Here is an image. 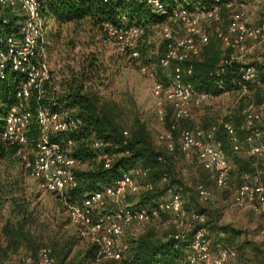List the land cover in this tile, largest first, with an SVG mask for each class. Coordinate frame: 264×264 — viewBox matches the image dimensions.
Masks as SVG:
<instances>
[{"label":"built area","instance_id":"1","mask_svg":"<svg viewBox=\"0 0 264 264\" xmlns=\"http://www.w3.org/2000/svg\"><path fill=\"white\" fill-rule=\"evenodd\" d=\"M159 16L168 17L163 24V39L167 41L165 54L160 58L164 69L173 68L172 77L162 82L147 67L155 79L153 96L156 112L161 123L165 121L166 106L173 110L175 122L191 117L193 107H200L211 95L199 91L190 82L187 75L192 73V66L183 64L198 56L202 47L209 43L210 35L206 28L216 26L217 38L229 56L221 62V71L232 64L240 66L241 77L238 82L240 95L255 93L263 86L253 60L264 66V0H215L211 7H198L191 10L189 2L168 6L164 0H142ZM259 8L258 21H253L250 9ZM230 12L225 29L222 9ZM11 19H15L16 30H8ZM49 20L43 13V0H0V76L4 77L7 69L24 74L17 97L21 101L28 99L35 92L40 100L44 97L46 83L51 79L49 51ZM102 32L113 41L119 52L131 58H139V45L143 29L128 26L125 23L113 25L105 23ZM261 50L260 54L258 51ZM258 54V55H257ZM257 55V56H256ZM36 120L40 137L30 148L28 132ZM82 125V120L68 111L53 112L42 105L36 113L20 103L12 107L5 116L4 128L0 130V139L17 147L16 155L21 159L30 177L36 181L39 190L66 198L68 190L77 186L74 168L76 159L60 144L51 141V134L74 131ZM173 125L160 135L168 151L179 149L188 160L196 156L200 166L212 172L218 187H226L231 172L224 144L216 138L218 127L210 129H179L175 138ZM224 129L235 150L247 146V154L256 159H264V97L260 103H249L244 109V123L241 130L242 140L232 123H225ZM127 134V133H125ZM107 143L96 140L94 147L99 149L98 158L110 168L113 157L104 151ZM142 169L124 173L113 185L88 195L81 204L66 203L71 222L78 229L81 237L98 248L99 260H120L127 250L120 239L125 226L135 223H150L162 219V214H170L178 228L173 237L178 241L187 239L189 231H194L188 246L189 264H229L236 252L223 247L213 249L209 230L206 227V215L197 211L186 212L182 193L177 188L168 191L169 198L155 207H135L123 204L129 194L139 193L142 186L137 180L146 176ZM166 180V177L164 178ZM145 189H153L151 183ZM199 196L208 200L211 192L202 183L196 186ZM234 206L242 210H251L264 218V167H258L253 173H245L243 181L234 195ZM114 208H109V202ZM264 238V223L260 228ZM21 264H34L35 258L24 250L15 255ZM39 264H56L52 251L43 247L38 252Z\"/></svg>","mask_w":264,"mask_h":264},{"label":"trees","instance_id":"2","mask_svg":"<svg viewBox=\"0 0 264 264\" xmlns=\"http://www.w3.org/2000/svg\"><path fill=\"white\" fill-rule=\"evenodd\" d=\"M164 1L168 6L187 1L190 3L189 8L192 11L198 7H211L215 3V0ZM228 12L226 8L222 9L223 22L220 23L222 29H225L228 24L226 17ZM43 13L58 26V29L85 20L90 21L92 26L98 27L101 31L105 23L113 25L125 23L128 26L142 28L143 35L139 45L140 57L132 58L135 61L145 58L148 52L152 51L153 46L144 44L143 40L149 32L153 31V26L168 22V17L159 16L142 0H43ZM8 30H16L15 19H11ZM214 36V38H210L208 44L202 47L198 56L183 64L184 68L192 66V73L187 75L185 80L199 91L209 93L211 98L220 97L226 93H240L241 90L238 85L241 77L240 66L237 64L228 65L224 71H221V62L229 56L230 50L223 47L216 33ZM166 49L167 41L164 40L159 48V55L156 60L153 59V62L159 67H161L160 58L165 54ZM146 62L151 61L147 59ZM173 68L172 66L165 70L172 73ZM101 69L102 67L96 59L91 60L88 65H83L80 71L72 73L70 78H64L58 85L50 79L45 85V95L40 100L34 92L31 97L23 101L17 97V94L22 82L25 81V76L20 72L7 69L4 77L0 76V130L4 128V119L8 111L20 103L33 113H36L37 108L42 105L53 112L68 111L82 120V125L77 130L51 134V141L68 150L77 161L74 168L77 186L68 190L66 198L58 197L61 203L66 206L67 202L81 204L88 195L113 186L124 173L135 169H142L147 175L139 176L145 180L141 189L143 191L129 194L136 195V203L131 205L155 207L158 204L159 195L156 188L159 183L166 184L167 191L172 188L179 189L183 197L182 186L170 185V172L175 171L177 155H183L179 149V144L176 145L174 152L168 151L166 146L165 148L158 147L147 123L140 117L136 116L130 119L125 125L120 122V107L113 101L105 100L97 90L95 77L100 74ZM257 72L263 86L253 93L255 95L257 92L262 93L264 91V66L259 64ZM262 94L263 99L264 93ZM177 123L173 117L172 107L167 105L165 121L162 124L165 125L166 129H171ZM225 123L232 122L227 121L221 125H213L218 127L216 138L223 142L232 166L237 167L242 172L243 181L245 173H253L258 167H264L260 164V161L264 160H256L249 156L252 164L242 161L239 155L241 150L234 149L224 129ZM243 123L244 119L242 123H232L242 140L245 137L241 130ZM173 132L177 138L179 128L174 129ZM39 137L40 130L34 119L28 132L30 148L37 143ZM96 140L107 143L104 151L113 157L110 168H106L104 162L98 158L100 150L94 147ZM16 152L17 147L15 145H10L0 139V171H2L1 167L10 160L18 158L21 162ZM21 164L26 175L15 177V181H12L11 177H5L6 181L0 177V264H21L14 258L20 250L31 254L36 259L34 264H39L37 256L43 247L51 249L53 257L57 260L56 264H64L73 254L75 241L65 239L62 243L54 237H48L54 239H51L52 245L47 244L41 231L32 229L36 217L31 209V200L39 197V195L31 194L33 198L30 195L31 199H29L26 196L25 187L23 189L16 187L17 184H25L26 178L30 177L29 171L22 162ZM203 170L214 178L212 172ZM0 176H2L1 173ZM203 181L206 182L207 178L203 177ZM147 183H151L153 189H145ZM36 192L39 193L37 190ZM129 195L123 204H130L127 202ZM115 206L114 202H109V208ZM184 208L187 212L197 211L193 210L189 204H185ZM197 212L205 215L202 211ZM206 227L209 234L211 231L218 236L215 244H220L221 248L234 246L230 249L236 252L233 259L237 264H264V241L245 239L240 242V231L228 225L211 226L208 218ZM176 232L167 235L164 239H158L152 233H146L132 239L120 260H99L98 248L89 244L74 258L72 264H189L187 248L194 231H189L187 239L184 241H178L173 237ZM231 260L229 264H231Z\"/></svg>","mask_w":264,"mask_h":264},{"label":"rangeland","instance_id":"3","mask_svg":"<svg viewBox=\"0 0 264 264\" xmlns=\"http://www.w3.org/2000/svg\"><path fill=\"white\" fill-rule=\"evenodd\" d=\"M250 13L253 14V21H258L260 16L259 8L250 9ZM226 17L227 19L230 17V12L227 13ZM162 28L163 24L153 26V31L149 32L148 36L143 40L144 44L153 46L151 48L152 51L148 52L145 58L135 61L128 55L119 52L113 41L102 33L98 27L92 26L88 20L76 24H68L60 29L51 21L49 23L50 45L48 51L51 80L58 85L64 78H70L72 73L80 71L83 65H88L89 61L96 59L102 67L100 74L95 77L97 90L105 100L113 101L120 107V122L125 125L130 119L136 116L140 117L151 130L155 144L158 147L165 148L164 142L159 139V135L166 128L159 121L156 112V101L153 96L155 79L150 76L148 71L142 70L146 66L150 72L156 75L157 79L164 82H168L172 77V73L169 70L162 69L153 62V59L156 60L159 55V48L164 41ZM215 28V25L206 28L210 38L215 37ZM261 50L258 51V54H260ZM147 59L151 62H146ZM252 64L256 68L259 66L256 59L252 61ZM257 93L256 95L241 96L239 92H234L226 93L219 98H211L200 107H193L191 117L178 122L177 126L179 129L200 128L207 130L213 125H221L227 121L233 124L236 122L242 123L246 106L251 102L260 103L264 91ZM176 145L178 146L177 140ZM240 150L238 151H240L239 155L242 161L252 164L247 154L246 145H242ZM260 162L264 166V161ZM1 170L2 176L0 177L4 178V181H6L5 177H11L12 181H15V177L26 175L18 158L5 163ZM170 177V185L174 187L182 186L183 188V204H189L193 210L205 213L211 226L228 225L235 228L241 233L240 242L245 239L258 242L264 241L259 232L264 223V218L256 212L242 210L234 206V195L239 183L242 181V172L237 167L232 166V172L226 187H218L214 178L200 166L196 156L188 160L184 155L178 154L175 171L170 172ZM203 177L207 178L206 182L203 181ZM137 180L143 187L145 180L140 177ZM201 182L211 192V197L208 200L202 199L197 193L196 186ZM16 187L18 189L25 187L26 196L29 199H31L33 194L39 195V197L31 200V209L36 217V222L32 225V229L38 232L41 231L47 244H51V239L53 240L54 238L62 241V243H64L65 239H73L75 241L73 254L64 263L72 264L74 258L82 250L86 249L89 243L81 237L78 229L71 222L67 206L61 203L58 196L40 191L34 179L29 176L26 178L25 184H17ZM156 189L159 195L157 203L169 198L166 184L159 183ZM36 190L39 192L38 194ZM135 200L136 195H129L128 201H126L132 204L136 203ZM177 230L173 216L165 214L161 220L125 226L120 241L128 249L130 241L143 234L152 233L156 238L164 239V237ZM48 237L54 238L49 239ZM210 237L213 248L219 250L221 248L220 244H215L218 236L210 231ZM55 261H57L56 258ZM231 261V264H237L234 259Z\"/></svg>","mask_w":264,"mask_h":264},{"label":"crops","instance_id":"4","mask_svg":"<svg viewBox=\"0 0 264 264\" xmlns=\"http://www.w3.org/2000/svg\"><path fill=\"white\" fill-rule=\"evenodd\" d=\"M216 98H219V97H216ZM264 160V159H263ZM229 162H230V160H229ZM230 164H231V162H230ZM232 167V166H231ZM116 205V204H115ZM117 206V205H116Z\"/></svg>","mask_w":264,"mask_h":264}]
</instances>
